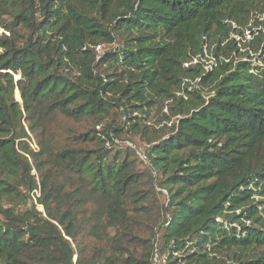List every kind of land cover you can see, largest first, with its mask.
<instances>
[{
	"label": "trees",
	"instance_id": "trees-1",
	"mask_svg": "<svg viewBox=\"0 0 264 264\" xmlns=\"http://www.w3.org/2000/svg\"><path fill=\"white\" fill-rule=\"evenodd\" d=\"M258 7L0 0V264H264Z\"/></svg>",
	"mask_w": 264,
	"mask_h": 264
},
{
	"label": "rangeland",
	"instance_id": "rangeland-1",
	"mask_svg": "<svg viewBox=\"0 0 264 264\" xmlns=\"http://www.w3.org/2000/svg\"><path fill=\"white\" fill-rule=\"evenodd\" d=\"M241 29V34L233 33L231 38L236 40L238 43V48L240 52L247 51L249 47V41H253L255 36H262L264 38V12L258 7L254 17L249 18L245 26L239 27ZM195 61H193L194 63ZM203 66L204 69L209 70L215 63L213 55L210 53V50L204 51L203 56L198 60ZM192 86L197 87L194 82L190 81ZM208 88V87H207ZM205 90V89H204ZM207 90V89H206ZM18 97V96H17ZM173 105V102L170 100H163L162 103L157 104L148 119L147 125L151 128L152 132L150 136L154 135L161 137L165 129L170 126V124L176 120L177 116L172 115V109L170 106ZM120 143L124 145L132 146L140 155L146 151L148 146V136H141L136 133H129L122 137ZM35 173V171H33ZM30 204H33V200L30 199ZM39 210L42 208L37 207Z\"/></svg>",
	"mask_w": 264,
	"mask_h": 264
},
{
	"label": "built area",
	"instance_id": "built-area-1",
	"mask_svg": "<svg viewBox=\"0 0 264 264\" xmlns=\"http://www.w3.org/2000/svg\"><path fill=\"white\" fill-rule=\"evenodd\" d=\"M36 195H38V193H36Z\"/></svg>",
	"mask_w": 264,
	"mask_h": 264
}]
</instances>
